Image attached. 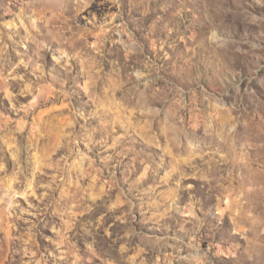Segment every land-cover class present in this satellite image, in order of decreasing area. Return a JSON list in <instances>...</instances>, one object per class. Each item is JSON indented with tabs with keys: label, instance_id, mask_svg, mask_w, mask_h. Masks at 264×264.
Returning <instances> with one entry per match:
<instances>
[{
	"label": "rangeland",
	"instance_id": "obj_1",
	"mask_svg": "<svg viewBox=\"0 0 264 264\" xmlns=\"http://www.w3.org/2000/svg\"><path fill=\"white\" fill-rule=\"evenodd\" d=\"M0 264H264V0H0Z\"/></svg>",
	"mask_w": 264,
	"mask_h": 264
}]
</instances>
